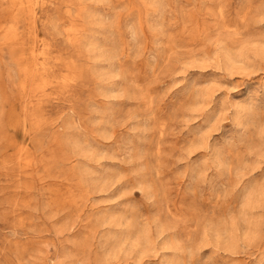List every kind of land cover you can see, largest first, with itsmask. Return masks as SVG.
I'll return each instance as SVG.
<instances>
[{
  "label": "rangeland",
  "instance_id": "obj_1",
  "mask_svg": "<svg viewBox=\"0 0 264 264\" xmlns=\"http://www.w3.org/2000/svg\"><path fill=\"white\" fill-rule=\"evenodd\" d=\"M0 264H264V0H0Z\"/></svg>",
  "mask_w": 264,
  "mask_h": 264
}]
</instances>
